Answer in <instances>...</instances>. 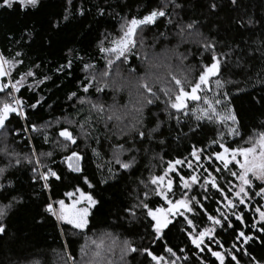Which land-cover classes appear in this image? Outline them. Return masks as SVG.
<instances>
[{
    "label": "trees",
    "instance_id": "1",
    "mask_svg": "<svg viewBox=\"0 0 264 264\" xmlns=\"http://www.w3.org/2000/svg\"><path fill=\"white\" fill-rule=\"evenodd\" d=\"M163 2L40 0L36 8L20 9L18 4L11 9L0 8L1 45L12 57L17 51L22 53L18 59L23 60V64L13 69V80L30 68L35 73L25 80L18 93H14L24 103L22 115H12L7 127L0 129V168L5 169L0 174V184L5 185L0 189V206L11 205L2 221L7 230L0 235V264H82V261L86 264L89 257L82 254L81 246H86L85 251L90 255L89 250L94 249L90 241L101 237H106L105 245L111 242L109 238H115L113 250L104 253L106 261L112 264H154L139 251L129 252L121 259L123 241L137 249L148 248L166 261L174 260L175 264H201V261L218 264L207 250L201 252L190 243L183 217L174 219L163 231L162 238L149 241L148 238L155 236L153 221L141 205L147 203L155 209L163 204L155 194L157 186L151 183V177L162 175L169 161L184 160V165L176 168L187 177L190 172L185 165L188 160L193 161L190 156L193 147L203 149V155L218 146L212 143L215 140L231 147H247L249 136L254 131L264 130V46L261 45L264 41V0H237L236 5L231 0H179L182 8L175 10L169 4L166 8L169 16L139 31L142 43L138 40L128 62L115 61L107 68L110 53L101 52L100 48L111 47L109 41L122 35L121 25L126 20L142 18ZM212 2L217 5L214 10L208 7ZM80 9L84 15H80ZM66 15L67 20L64 19ZM249 17L257 21L254 26L241 27L236 23L237 20L246 22ZM169 19L172 24L168 23ZM192 21L196 22V29L203 37L216 42L221 71L210 78L211 84L216 79L222 82L223 87L218 90L222 97L227 94L225 104L230 102L237 114L240 135L230 137L223 124L197 121L190 112L185 115L183 112L176 114L170 108L165 111L164 101L169 97L157 91L160 100L144 109V127L140 130L147 131L157 124L159 127L152 139H144L141 144L136 131L140 125H135L132 119L134 108L138 107V79L149 72L154 77H162L163 83L154 90L174 84L173 75L194 82L202 64L209 61V54L198 52L197 37L187 35V31L183 38L176 35L177 23L186 25ZM69 60L72 66L61 70ZM130 69L135 71L130 72ZM105 70L109 76L100 81V73ZM2 79L8 82L7 77ZM105 82L109 86L97 92V84ZM84 86L88 87L87 92ZM208 89L210 91L209 85ZM3 99L5 93H0V100ZM37 101L39 104L35 108L30 107ZM96 102L104 106V120L91 110L92 103ZM192 103L189 102L190 107ZM113 112L121 119L108 120ZM82 127L86 137L81 134ZM62 128L73 132L77 138L75 145L62 146V138L57 135ZM16 132L18 134H14ZM220 132L225 135L218 136ZM117 145L132 149L120 157L124 161L135 157V163L127 170L120 169L112 160ZM5 149L11 155H6ZM71 151H77L82 157L79 173L71 172L64 163V157ZM17 159L19 164H16ZM37 159L60 176L59 180L49 179L47 191L31 179V169L36 166ZM45 170L37 169L38 172ZM196 174L200 177V185L203 184L207 173ZM213 175L222 178L224 184L229 180L234 182V178L225 173ZM84 177L93 187L84 183ZM166 178L173 179L175 186L174 193H168L169 198L181 197L187 191L179 189L180 180L175 172L168 173ZM77 187L98 201L90 210L89 223L83 229L58 223L44 211V205L55 200L64 199L70 203L64 193L74 192ZM78 195L76 193L71 199ZM255 233L261 235L257 230ZM165 246L172 248L176 256L167 253ZM246 247L253 256L264 261V247L259 243L250 242ZM236 254L241 264H249V257Z\"/></svg>",
    "mask_w": 264,
    "mask_h": 264
},
{
    "label": "snow or ice",
    "instance_id": "2",
    "mask_svg": "<svg viewBox=\"0 0 264 264\" xmlns=\"http://www.w3.org/2000/svg\"><path fill=\"white\" fill-rule=\"evenodd\" d=\"M39 2L40 0H0V8L11 9L14 4H18L20 9H25L27 7L36 8ZM69 3H71V0H69ZM231 3L236 5L237 0H231ZM169 4L172 5L174 10L182 8L179 0H164L160 6L154 8L142 18L132 17L121 25L122 35H119L116 39L109 41L111 47L106 48L102 46L100 48L101 52L110 53V56L107 59V68H111L115 61H120L121 64H126L128 62V56L136 47L138 40L142 43V37L139 36V31H142L145 26L154 25L159 18L169 16L170 14L166 11ZM208 7L214 10L217 5L212 2L209 3ZM79 13L80 15L85 14L83 9H80ZM100 14L103 15V10H100ZM64 19L67 20L68 16L66 15ZM168 23L172 24L173 21L169 19ZM236 23L240 24L241 27H244L245 24L248 26H254L257 21L249 17L246 22L237 20ZM176 27L179 29L176 33L177 36L183 38L187 31V35H193L198 38L196 41L199 45L198 52L201 55L205 53L209 54V61L202 64L199 74L195 78L194 82H189L187 79L182 80L173 75L172 81L174 84L170 86L158 87L157 90H154V87L163 83L162 77L158 75L154 77L153 74L149 72L146 76H141L138 79L136 84V91L138 93L136 104L138 107L134 108L135 115L132 119L135 125H140V128L136 130L140 143L143 144L144 139H152V134L157 132L159 127V124H157L156 127L147 131L140 130L144 127V109L148 105H152L156 101L160 100V96L157 94V91L169 97L167 101H164L166 105L165 111H168L170 108L175 110L176 114L183 112L185 115H188L190 112L192 118L197 121L207 120L209 122L223 124L227 129L226 134L230 137L240 135L237 114L230 106V102L223 111H219L217 106L222 104L221 99L216 97L209 98L206 94L209 90L208 85L211 82L210 78L218 76L221 71V56L215 50V40L203 37L202 33L196 29L195 21L189 22L186 25L177 23ZM181 42H183V40H181ZM17 43H19V41ZM261 45L264 46V41H261ZM21 55L22 53L17 51L15 56L10 59L3 53H0V93H5V99L0 100V129H5L7 127V123L10 122V117L12 115L19 117L23 113L24 103L22 99L17 98V96L13 93H18L20 88L24 85L25 80L28 77H33L35 75L34 71L30 68L28 71L21 73L19 79L13 80V69H16L17 66L23 64V60L18 59ZM181 59H186V57H182ZM71 66L72 61L69 60L66 65L61 66V70H63L64 67L70 68ZM34 67H39V65H34ZM85 67L90 68L91 65H85ZM129 71L134 72L135 69H130ZM117 75H119V73H117ZM169 75H171V73H169ZM108 76L109 72L108 70H105L100 73L99 80L104 81V78ZM6 77L8 78V82H4L2 79ZM44 79L49 78L45 77ZM93 79H96V77H93ZM42 82L43 81H41V83ZM91 82V80L88 81L89 84ZM215 84L217 88L223 87V84L219 79L215 80ZM108 86L109 85L106 82L103 84L98 83L96 91L102 92L104 88ZM29 87L31 86L29 85ZM84 91H88L87 86H84ZM223 99L224 101L228 100L226 93L223 94ZM201 101L204 107H190L189 102ZM84 102L85 101L81 100V103ZM89 103L91 102L89 101ZM37 104H39V101L30 105V107L35 108ZM91 110L97 114L100 120H104L103 113L105 112V109L102 104L99 102L92 103ZM114 117L116 120L121 119L119 115H116L113 112L108 116V120H112ZM179 122V118H177V123ZM262 126H264V122H262ZM197 128H199V124L197 125ZM32 130L35 131V126H32ZM192 130L196 131V129ZM14 134H18V132ZM81 134L85 137L87 135L83 127L81 128ZM57 135L59 138H62V141L60 142L65 148L68 147L69 143L72 145L77 143L76 136H74L73 132L68 128H62ZM224 135V132L218 133V136L220 137H223ZM45 142H47V136H45ZM160 143L163 144L164 141L161 140ZM212 143L218 144L221 151H215L210 156L203 155V149L196 147L192 148L190 156L195 160L197 167H194L192 160L187 161V167L192 170L191 175L185 177L179 173L176 166L184 165L185 161L176 159L168 162L162 175L151 177V183L157 186L154 189L155 194L160 196V198L165 201L167 207H156L153 209L150 208L147 203H143L141 206L146 210V216L150 217L151 220L155 222L152 224V228L157 239L162 238L161 232L170 223H172V218L181 216L191 229L188 232V240L190 243L201 252L207 250V252H209L211 256L219 262V264H226V257H230L234 264H241V261L236 253L249 257V264H264V261L253 256L246 247V245L250 242H257L264 247V205L255 208V212L258 214L259 220H254L251 225V227L257 229V232L261 234L260 236L246 233L243 230V228L248 227V225L244 221L243 213L237 212V208L239 206H243L245 210L250 207L249 201L253 199V193L255 197H259L264 200V186H261L264 185V130L258 132L254 131L248 138L247 143L249 146L247 147L229 148L220 140L212 141ZM3 151L6 155H11V153H8L6 149ZM93 151L95 152L96 150L93 149ZM125 151H132V149H125L123 145L115 146L112 160L119 166L120 169L127 170L135 163V157L127 161L121 160L120 157ZM32 155L35 156L36 153L33 151ZM46 155L50 156L51 153H47ZM81 159L82 157L77 151H71L69 155L64 157V163L71 172L79 173L81 172L79 164ZM202 160H207L209 164L219 161L222 164L223 169L216 167L214 171H229L230 176L238 181V183L234 186H229L226 189L225 187H221L217 183V178L213 175V172L201 163ZM19 163L20 160L17 159L16 164ZM230 164L237 170L231 171L229 167ZM38 168H45L46 170L38 172ZM201 169L204 173H207V175L204 177L203 184L200 186L205 189V192L207 191V185H210L212 189H215L221 198L220 200H217V204L219 205L221 204V201H223L224 207L231 210V216H234L235 220L243 226L240 229H234L235 239L241 243L239 246L237 243H233L231 250H214L210 244L205 243V240H207L214 243L219 249L224 248L221 241L215 237V227H224V224L227 223L228 228H233V223L228 212L221 211L220 208H218V216L209 214L203 204L197 200V197H189L187 191H184L179 199L172 200L168 196V193H171L173 188V179L171 178L167 179L165 186V179L168 176V173L175 172L179 177L181 188L188 190L191 189L192 185L197 184L200 180V177L196 173ZM4 171L5 169L0 168V174ZM109 171L112 172L113 169L109 167ZM31 173L32 181L34 183H40L41 188L44 191H47L50 187V178H55L56 180L60 179V176L56 171L42 164L39 159L36 160V166L32 167ZM256 181H259L260 184L256 185ZM84 183L87 184L89 188L93 187L87 177H84ZM227 184L232 185V181L229 180ZM4 187V184H0V189H3ZM76 193H79V195L76 196L75 199H71ZM64 195L70 199V203H66L64 199L46 203L44 205L45 213L55 218L58 223L62 222L70 224L76 229L85 228L89 223L88 217L90 210L98 203V201L94 199L91 194L85 193L79 187H77L74 192H66ZM207 198V196L204 197V199ZM12 199L15 200L16 198L13 197ZM193 202L200 207L207 220L211 222L212 227H205L199 231L196 230L193 221L185 215L186 212L191 213L194 211ZM82 204L84 206H79ZM10 207V204L0 206V235L4 234L7 230L6 225L2 221L7 215V209ZM257 223H259V227H257ZM105 238L106 237H101L99 240L90 241V243L94 245V249L89 250L90 255L89 252L85 251L86 246H81L82 254L89 257L86 264H112L110 260L106 261L104 253L111 252L113 247L116 245V241L115 238H109L111 242L105 245ZM137 251L150 257L151 262H154V264H175L174 260L166 261L163 256L153 254L148 248L137 249L128 241H123V246L121 247V259H123V255H126L127 253H135ZM165 251L172 257L176 256V253L170 247L165 246ZM183 251L184 250L181 249V252ZM68 259L71 260L72 257L69 256ZM185 259H187V257H185ZM33 264H38V262H33ZM82 264H84L83 261ZM201 264H204V262L201 261Z\"/></svg>",
    "mask_w": 264,
    "mask_h": 264
},
{
    "label": "flooded vegetation",
    "instance_id": "3",
    "mask_svg": "<svg viewBox=\"0 0 264 264\" xmlns=\"http://www.w3.org/2000/svg\"><path fill=\"white\" fill-rule=\"evenodd\" d=\"M225 145L227 147H229V148H237V147H233V146L231 147V146H229L227 144H225ZM215 151H221V149L219 148V145L212 147V149L209 150L207 153H204V155L205 156H210ZM213 160H214V158H213ZM192 162H193L194 167H197L196 162H195L194 159H193ZM201 163L205 167H208L210 171H213L214 174H217L219 176H222V174L225 173V175L227 174V175L230 176L229 171H226V170H221L220 172H215L214 171V169L216 167H220L221 169H223V166H222V164L219 161H215L214 163L209 164V162L207 160H202ZM185 166H186V171H189L190 172V174H188V176L191 175L192 174V170L187 167V163H186ZM229 167H230V170L231 171H236L237 170L231 164H230ZM197 172H199V174H203L204 173L202 171V169L201 170H198ZM167 179L168 178L165 179V186H166ZM221 179L222 178H217V183L221 187H225V189L227 187H229V186H234L235 184L238 183V181H236L234 179V182H232V185H228V184H224V182H221ZM200 183H201V180H199L197 184L192 185L191 189H188L187 190L189 197L195 196V197H197V200L198 199H201V200H199L200 203L203 204L204 208L207 209V212L209 214H211V215H217L218 216V212H217V209L218 208H220L221 211L228 212L229 215H230V219L232 220V223H233V228H228L227 227V223L224 224V227H219V226H216L215 227V237H216V239H218V240L221 241V243L223 244L224 248L223 249H219L213 243V245H212L213 246V249L214 250H218V251H224V249L231 250L233 243H237V245L239 246V244L241 242L240 241H236L234 229H240L243 226L238 221L235 220V217L234 216H231V210H229V209H227V208L224 207L223 201H221V204H219V205L217 204V200H220L221 198H220L219 194L216 192V190L215 189H212L210 185H207L206 186L207 191L205 192V189L200 186ZM220 183H222V184H220ZM173 189H175V186L174 185H173V188H172V192L171 193H174V190ZM179 189H181V187ZM205 196H207L208 198L207 199H204ZM179 198H181V197H177V198L175 197V198H170V199L175 200V199H179ZM249 204H250V207L247 210H245L243 208V206H239L237 208V212H242L243 213L244 221L248 225V227L243 228V230L246 233L257 235L255 233V230H257V229L251 227V225H252V223H253L254 220L255 221H258L259 220L258 214L255 212V208L256 207H259L261 205H264V200L260 199L259 197H255L254 196V193H253V199L251 201H249ZM159 207H167V204L165 203L164 200H163V204L161 206H159ZM193 208H194V211L193 212H191V213L186 212L185 215L188 216V218L193 221V224H194L196 230L199 231V230H201V229H203L205 227H212L211 222L207 220L206 216L201 211L200 207L195 204V202H193ZM178 217H181V216H176L175 218H172V223L174 222L173 220L176 219V218H178ZM198 219H200V222H198ZM154 223L155 222L153 221V224ZM172 223H170L168 226H170ZM258 224L259 223H257V226H258ZM187 227H188V225H187ZM166 228H164L162 230L161 235H162L163 231L166 230ZM190 230L191 229L188 227L187 234H188V232ZM152 232L154 233L153 229H152ZM257 236H259V235H257ZM148 240L149 241H155V240H157V238L154 236V237L148 238ZM206 242H208V244L211 243L210 241L205 240V243ZM217 263L219 264L218 261H217ZM231 263H232V261H231L230 257H226V264H231Z\"/></svg>",
    "mask_w": 264,
    "mask_h": 264
},
{
    "label": "rangeland",
    "instance_id": "4",
    "mask_svg": "<svg viewBox=\"0 0 264 264\" xmlns=\"http://www.w3.org/2000/svg\"><path fill=\"white\" fill-rule=\"evenodd\" d=\"M67 1H69V0H67ZM0 53H3L6 57H8V58H10V59L13 58V57L11 56V54L8 55L7 52L4 51V49H3L2 45H1V41H0ZM209 86H210V91H207V93H206L207 96H208L209 98H213V97L220 98L221 101H222V104H221V105H218V106H217V109H218L219 111H223L224 108H225L227 105L225 104V101H224L222 95L220 94V92H219V90H218L216 84H215V83L211 84V82H210ZM13 94H14V93H13ZM191 107H204V105H203L202 101H201V102H194V103L191 104ZM79 164H80V162H79Z\"/></svg>",
    "mask_w": 264,
    "mask_h": 264
},
{
    "label": "built area",
    "instance_id": "5",
    "mask_svg": "<svg viewBox=\"0 0 264 264\" xmlns=\"http://www.w3.org/2000/svg\"><path fill=\"white\" fill-rule=\"evenodd\" d=\"M22 115V114H21Z\"/></svg>",
    "mask_w": 264,
    "mask_h": 264
}]
</instances>
